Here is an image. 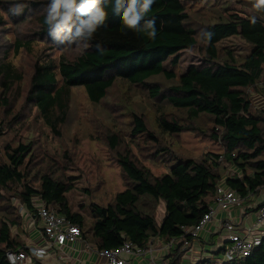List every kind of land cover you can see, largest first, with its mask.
Wrapping results in <instances>:
<instances>
[{
  "label": "trees",
  "instance_id": "trees-1",
  "mask_svg": "<svg viewBox=\"0 0 264 264\" xmlns=\"http://www.w3.org/2000/svg\"><path fill=\"white\" fill-rule=\"evenodd\" d=\"M13 1L27 4L28 9L34 11L45 9L48 3V0ZM3 3L0 0V8H4ZM105 7L109 14L106 26L97 31L87 50L79 52L72 60L62 59L57 66L49 60L36 61L24 103H30L53 135L60 137V129L69 118L73 89H84L89 101L98 105L118 82L141 88L149 99L166 101L172 110L184 111L189 119V124L185 125L156 104V135L150 130L145 115L130 110L132 142L146 136L147 142L153 145V151L148 150L147 156L153 161L159 157L161 160V156L168 153L156 145L158 136L195 133L199 129L193 126L194 121L202 117L209 119L212 129L208 137L219 142L223 152L208 153L202 159L172 156L169 172L162 176L154 175L137 160L120 133L108 129L105 142L115 153L114 160L126 188L108 205L90 206L94 218L90 241L96 249L114 250L127 240L138 247L147 246L153 239L174 240L177 245L163 257L164 264H216L211 259L222 255L221 249L212 251L217 244L216 235L205 241L192 236L191 231L208 212L219 188L237 193L245 207L254 202L264 203V109L259 107L258 98L248 92L253 89L264 97V14L254 13L247 0H236L235 8L223 11L218 21L205 24L198 34L199 28L191 26V16L183 0H155L145 18L156 21L157 35L153 40L143 33L122 30L121 16L113 13L110 4ZM243 7L249 12H243ZM40 15L36 23L41 32L36 34L48 36L44 13ZM253 16L256 17L255 24L252 23ZM5 22L0 11V29ZM206 33L212 34L210 40L206 39ZM233 37L253 46L252 51L239 58L231 50L219 49L221 42ZM29 42L17 39L1 55L2 112L7 109L14 113V102L10 100L13 87L21 86L23 80V76L6 61L7 56L11 48L15 53L20 49L30 50ZM190 49L200 53L202 62L190 66L176 81L181 53ZM158 77L171 84L164 94L158 84L151 82ZM5 114L4 129L11 126L9 122L5 124L13 116ZM142 145H146L145 142L136 144L137 147ZM34 153L31 143L8 144L4 151L0 148V190L17 193L28 211L33 210L32 198L40 197L47 206L78 225L85 236L84 218L72 212L67 199V194L74 189L70 183L74 178L64 179L63 174L57 176L56 165L48 168L49 159L45 169L39 168L33 174L31 167L41 162ZM221 167L233 170L223 177ZM35 184L38 185L35 187ZM162 202L165 213L159 223L156 213ZM256 210L251 207L246 212ZM4 213L0 220V264H10L7 251L24 245L12 231L13 228L23 229V218L17 206L11 204ZM185 246H194L200 255L205 251L204 257H211L202 260L199 255L194 261L193 256L188 257L189 254L183 251ZM233 264H264V237L249 257Z\"/></svg>",
  "mask_w": 264,
  "mask_h": 264
},
{
  "label": "rangeland",
  "instance_id": "rangeland-1",
  "mask_svg": "<svg viewBox=\"0 0 264 264\" xmlns=\"http://www.w3.org/2000/svg\"><path fill=\"white\" fill-rule=\"evenodd\" d=\"M187 11L190 13L191 26L199 28L201 33L205 24H213L223 15V11L235 8L236 0H183ZM4 8H0L4 15L5 24L0 29V58L10 43L15 40L29 42L30 50L20 49L18 53L11 48L6 61L10 62L18 73L23 76L22 84L13 87L11 101L14 102V113L7 109L0 111V148L4 151L6 145L16 146L19 143L32 144L34 154L38 155L40 163H34L33 168L36 174L39 168H48L54 165L58 168L56 175L63 174L64 179L73 177L72 183L74 189L67 194L69 206L73 213H77L84 218L85 239L90 243L92 237L93 215L90 211L92 204L106 206L111 203L114 196L125 190L126 183L122 177L121 171L115 162V153L111 152L106 145L105 137L108 129L118 132L126 139L134 155L144 166L149 168L156 176H162L169 172L171 161L169 158H193L202 159L208 153L221 154L223 147L219 142L212 141L208 137L212 129V123L207 118H200L194 121L193 126L199 129L195 133H183L177 136H158L159 143L156 144L160 149L168 151L157 158L155 161L148 158V150L153 151V145L147 142L146 136H140L135 142H132L131 117L130 112L134 111L145 115L149 123V128L157 132V114L156 104L160 105L169 114H173L180 122L188 125L189 119L184 111L172 110L166 101L151 100L147 92H142L141 88L129 87L122 83L110 90L108 96L100 104H92L82 88H76L71 91L70 112L67 123L60 129L61 136L56 137L47 127L41 115L26 101V95L29 90V80L33 72V66L37 60H49L54 65L64 60L74 59L79 52L69 48H62L55 44L47 35L39 37L40 33L37 23L42 10H29L28 6L22 11L23 14L14 15L13 9L17 2L13 0H2ZM5 9V10H4ZM243 12H249L248 8H242ZM35 34V35H34ZM221 50H231L236 57L243 58L253 49V46L247 44L238 37H233L221 42ZM5 47V48H4ZM202 62L201 55L197 50H185L181 53L180 62L176 68L177 79L184 74L192 65H199ZM153 83L158 84L164 94L170 85L163 78H153ZM249 94L257 99L260 92L250 89ZM15 99V101H14ZM23 106V109H22ZM131 110V111H130ZM5 113L13 114L6 124L11 123L10 127L3 128L2 120ZM17 117L16 120L14 118ZM2 125V126H1ZM145 142L146 145L137 147V143ZM143 146L144 150L143 151ZM162 160H164L162 162ZM45 169V168H43ZM232 168H220L223 177L231 174ZM38 184H35L36 187ZM17 193H9L0 190V220L3 219L4 212L8 211L10 204L16 206L20 200ZM262 198V197H261ZM245 207V206H244ZM248 208V207H247ZM165 213V205L162 202L157 208L156 219L161 223ZM25 221V220H23ZM13 234L18 239L25 235L24 229L13 228ZM157 250L161 243H157Z\"/></svg>",
  "mask_w": 264,
  "mask_h": 264
},
{
  "label": "built area",
  "instance_id": "built-area-1",
  "mask_svg": "<svg viewBox=\"0 0 264 264\" xmlns=\"http://www.w3.org/2000/svg\"><path fill=\"white\" fill-rule=\"evenodd\" d=\"M259 107L264 109L263 95L258 97ZM244 200L234 191L219 188L218 194L214 198L213 204L204 215L200 223L191 231L192 236L199 237L213 222L219 224L217 230L223 235L212 251L222 250V255L214 258L216 264H233L246 257H249L260 245L264 237V203H258L254 208V224L245 231H239L240 221L231 217L230 212L235 208H241ZM17 210L23 218V229L26 222L32 227L40 223L39 236L36 239L30 238V235H23L24 245L17 250L7 251L6 257L10 264H67V248L76 240L83 236L81 228L69 222V220L52 207L47 206L40 197L32 198L33 210H26L23 203L16 204ZM253 208V207H252ZM226 213V218H220V215ZM25 231V230H24ZM161 243L160 249H155L154 245ZM174 240L160 241L153 239L147 246L138 247L131 241H125L119 248L114 250H99L92 246L90 252L94 254L104 264H132L133 259H139L146 256L153 257L154 253L160 251L158 256L161 258L159 264H164L163 257L176 247ZM188 257L193 256L197 250L193 247H183ZM206 256L203 258H208ZM202 258V260H203Z\"/></svg>",
  "mask_w": 264,
  "mask_h": 264
},
{
  "label": "clouds",
  "instance_id": "clouds-1",
  "mask_svg": "<svg viewBox=\"0 0 264 264\" xmlns=\"http://www.w3.org/2000/svg\"><path fill=\"white\" fill-rule=\"evenodd\" d=\"M254 13L264 14V0H247ZM155 0H48L44 9V22L48 26V36L62 48L83 52L91 45L97 31L106 26L108 12L106 4H110L113 13L122 19L121 29L137 34H145L155 39V19H145L152 9ZM27 4H17L14 15L22 14ZM256 23V17H252ZM210 40L211 33L205 34ZM99 50V45H97Z\"/></svg>",
  "mask_w": 264,
  "mask_h": 264
},
{
  "label": "crops",
  "instance_id": "crops-1",
  "mask_svg": "<svg viewBox=\"0 0 264 264\" xmlns=\"http://www.w3.org/2000/svg\"><path fill=\"white\" fill-rule=\"evenodd\" d=\"M257 204L258 202H254L252 204L250 203V205H248L247 207H255ZM247 207L235 208L230 212L231 217L240 221L239 231L243 233H245V231H247V229L251 227L255 221V212L247 213ZM227 216L228 215L224 213L220 215V218H226ZM218 226L219 224L217 222H213L204 232L201 233L200 238L207 241L212 235H216L214 239L217 243H219V241L225 237V234H223L224 237L221 233L219 234V231L217 230ZM40 228V223H37L36 227H32L29 222H26L24 229L25 235L29 234L30 238L36 239L39 236ZM22 242L24 243V240H22ZM90 246H92L91 242L89 243L88 240L85 239L84 236H82L80 240H76L71 244L70 248L66 249L68 250L67 254L69 258L65 262L67 264H104L100 259L97 258V256L94 254V251L90 252ZM155 246L157 245H154V248L157 249V247ZM159 253L160 251L154 253L152 258L146 256L139 259H133L132 264H159L161 260V258L158 256ZM205 253L206 252L203 251V255H200V251L194 252L193 260L195 261V259H197L199 255L201 256L200 258H203Z\"/></svg>",
  "mask_w": 264,
  "mask_h": 264
}]
</instances>
